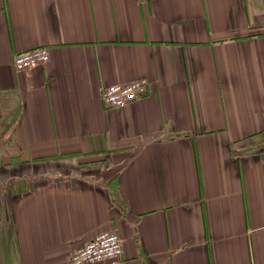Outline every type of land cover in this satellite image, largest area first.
Listing matches in <instances>:
<instances>
[{"label": "crops", "instance_id": "0c3cea01", "mask_svg": "<svg viewBox=\"0 0 264 264\" xmlns=\"http://www.w3.org/2000/svg\"><path fill=\"white\" fill-rule=\"evenodd\" d=\"M104 231L94 264H264V0H0V264Z\"/></svg>", "mask_w": 264, "mask_h": 264}, {"label": "built area", "instance_id": "2783aa9c", "mask_svg": "<svg viewBox=\"0 0 264 264\" xmlns=\"http://www.w3.org/2000/svg\"><path fill=\"white\" fill-rule=\"evenodd\" d=\"M50 60L48 47H33L20 51L14 57L17 71L31 69ZM147 78L135 79L131 82H117L104 86L102 97L111 107H122L146 94ZM123 254V241L119 233L104 231L96 234L82 247L71 255L73 264H94L105 259H113Z\"/></svg>", "mask_w": 264, "mask_h": 264}]
</instances>
